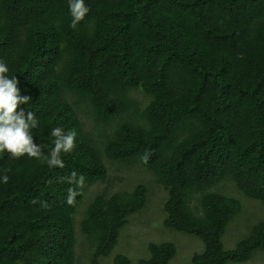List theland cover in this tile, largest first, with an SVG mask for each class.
Instances as JSON below:
<instances>
[{
  "label": "trees",
  "instance_id": "trees-1",
  "mask_svg": "<svg viewBox=\"0 0 264 264\" xmlns=\"http://www.w3.org/2000/svg\"><path fill=\"white\" fill-rule=\"evenodd\" d=\"M85 4L73 29L69 0H0V61L32 97L17 110L38 118L35 143L47 154L52 128L77 134L63 169L0 153V177L10 178L0 180V264H76L74 215L85 187L105 181L106 161L151 173L164 191L163 227L203 244L191 264L264 254V219L232 249L223 244L243 205L226 185L264 204V0ZM72 171L85 183L70 206L75 186L62 178ZM147 196L139 183L91 197L78 220L89 264L109 256ZM147 247L136 264H169L177 254L172 242ZM112 262L132 264L122 254Z\"/></svg>",
  "mask_w": 264,
  "mask_h": 264
},
{
  "label": "rangeland",
  "instance_id": "rangeland-1",
  "mask_svg": "<svg viewBox=\"0 0 264 264\" xmlns=\"http://www.w3.org/2000/svg\"><path fill=\"white\" fill-rule=\"evenodd\" d=\"M138 102L145 99L136 95ZM88 128L90 123L87 122ZM107 177L104 182L87 186L84 189L86 198L79 210L74 215L75 225V254L76 264H89L91 249L89 242L80 232L78 220L81 217L85 205L91 197L99 191H105L107 195L117 191H129L136 184L144 183L148 188L147 204L138 213L129 217L128 224L120 231L116 246L109 256L101 258L100 264H112L114 256L125 255L132 264L140 259L148 257V244L150 242H172L177 249V254L169 264H191V257L194 253L202 251L203 244L197 238L181 233L166 230L163 227L164 213L162 209L164 191L154 184L151 173L143 168L135 166H123L121 164L106 161ZM224 191L234 198L240 199L243 203L242 210L238 217L229 224L223 237L225 249H232L237 242L243 238L251 224L264 219V204L255 202L243 197L233 184L224 187ZM244 264H264V254H256Z\"/></svg>",
  "mask_w": 264,
  "mask_h": 264
},
{
  "label": "clouds",
  "instance_id": "clouds-1",
  "mask_svg": "<svg viewBox=\"0 0 264 264\" xmlns=\"http://www.w3.org/2000/svg\"><path fill=\"white\" fill-rule=\"evenodd\" d=\"M69 12L71 15L70 27L75 29L85 18L89 8L85 0H69ZM8 66L0 61V153L7 152L13 158L27 155L30 158L39 160L49 168L65 167L62 154L71 153L76 146V132L65 131L62 127H54L50 131L53 147L45 154L41 146L35 143L32 130L39 126V120L32 111H25L20 105H26L32 99L29 95H21L18 87V79L9 77ZM5 174L0 177L3 183L9 182V176ZM70 185L67 190L66 203L70 206L75 204L78 195L77 188L85 183L83 174L72 171L68 176L63 177ZM33 200L32 203H36ZM42 207H47L46 202H41Z\"/></svg>",
  "mask_w": 264,
  "mask_h": 264
}]
</instances>
